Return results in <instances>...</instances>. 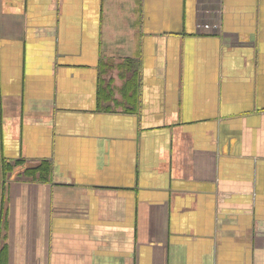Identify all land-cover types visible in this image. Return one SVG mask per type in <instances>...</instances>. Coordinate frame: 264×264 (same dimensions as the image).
<instances>
[{
    "label": "crops",
    "instance_id": "1",
    "mask_svg": "<svg viewBox=\"0 0 264 264\" xmlns=\"http://www.w3.org/2000/svg\"><path fill=\"white\" fill-rule=\"evenodd\" d=\"M0 249L264 264V0H0Z\"/></svg>",
    "mask_w": 264,
    "mask_h": 264
},
{
    "label": "trees",
    "instance_id": "2",
    "mask_svg": "<svg viewBox=\"0 0 264 264\" xmlns=\"http://www.w3.org/2000/svg\"><path fill=\"white\" fill-rule=\"evenodd\" d=\"M50 164L46 161V162H43V164L39 167H35V168H28L26 170V173L33 177V178H36V177H40V178H50V172H51V168H50ZM11 166L7 165L6 164V169H10ZM3 252L1 251L0 249V258L2 257V254Z\"/></svg>",
    "mask_w": 264,
    "mask_h": 264
},
{
    "label": "rangeland",
    "instance_id": "3",
    "mask_svg": "<svg viewBox=\"0 0 264 264\" xmlns=\"http://www.w3.org/2000/svg\"><path fill=\"white\" fill-rule=\"evenodd\" d=\"M31 177V176H30Z\"/></svg>",
    "mask_w": 264,
    "mask_h": 264
}]
</instances>
